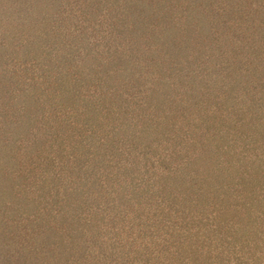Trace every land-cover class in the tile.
<instances>
[{
  "label": "rangeland",
  "instance_id": "obj_1",
  "mask_svg": "<svg viewBox=\"0 0 264 264\" xmlns=\"http://www.w3.org/2000/svg\"><path fill=\"white\" fill-rule=\"evenodd\" d=\"M0 264H264V0H0Z\"/></svg>",
  "mask_w": 264,
  "mask_h": 264
}]
</instances>
